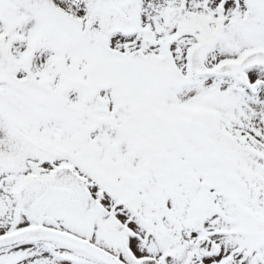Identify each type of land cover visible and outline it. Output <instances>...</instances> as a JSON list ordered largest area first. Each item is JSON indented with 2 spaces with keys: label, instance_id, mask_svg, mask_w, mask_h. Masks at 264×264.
<instances>
[{
  "label": "snow or ice",
  "instance_id": "6c2138e0",
  "mask_svg": "<svg viewBox=\"0 0 264 264\" xmlns=\"http://www.w3.org/2000/svg\"><path fill=\"white\" fill-rule=\"evenodd\" d=\"M0 264H264V0H0Z\"/></svg>",
  "mask_w": 264,
  "mask_h": 264
}]
</instances>
